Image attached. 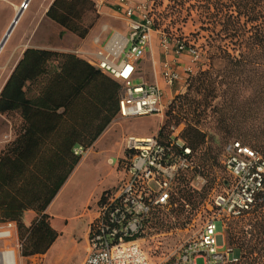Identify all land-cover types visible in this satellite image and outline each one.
<instances>
[{
  "label": "trees",
  "instance_id": "1",
  "mask_svg": "<svg viewBox=\"0 0 264 264\" xmlns=\"http://www.w3.org/2000/svg\"><path fill=\"white\" fill-rule=\"evenodd\" d=\"M165 11L169 27L188 21L196 26L190 35L204 39L208 68L189 76L185 95L175 96L165 110L168 119L158 136L166 138L172 121L184 119L181 136L198 149L206 142L198 124L209 108L225 136L240 127L243 137L264 144V126L245 128L264 107V0H168ZM45 16L79 38L97 18L91 0H52ZM162 25L154 22L155 28ZM27 83H37L35 94H28ZM232 85L250 87L251 98L238 103ZM119 87L74 54L26 48L1 88L0 114L18 113L21 121L0 151V222H16L22 256L40 254L57 237L50 218L41 214L81 158L73 147L89 148L117 115ZM19 211L35 216L25 222ZM225 233L238 254L235 264H254V255L264 263V186L247 211L231 218Z\"/></svg>",
  "mask_w": 264,
  "mask_h": 264
},
{
  "label": "built area",
  "instance_id": "2",
  "mask_svg": "<svg viewBox=\"0 0 264 264\" xmlns=\"http://www.w3.org/2000/svg\"><path fill=\"white\" fill-rule=\"evenodd\" d=\"M100 0L98 4L103 3ZM128 19V34L118 39L114 34L104 49L96 53L94 66L120 84L118 115L134 117L163 115L170 104L163 100L164 92L157 84L134 83L138 62L151 45V32L160 35L164 54L161 79L167 87L182 84L193 74V64L199 52L185 37L170 39L154 27L152 0H143L136 7L131 0H116ZM137 12V13H136ZM188 54L190 63L183 74L176 63ZM171 56L172 59H168ZM124 154L115 160L119 173L117 184L106 190L95 206V216L88 225V252L80 264H235L233 246L219 235V222L235 218L247 211L264 186V152L239 140H228L222 149L221 163L228 174L221 192L213 196L210 215L198 233L183 241L175 253L151 256L142 242L156 234L155 220L174 216L185 208L184 191H200L206 183L195 162L194 151L182 138L180 129L171 126L165 139L158 134L126 135ZM81 146L74 153L82 156ZM0 264H18L22 240L14 221L0 226Z\"/></svg>",
  "mask_w": 264,
  "mask_h": 264
},
{
  "label": "crops",
  "instance_id": "3",
  "mask_svg": "<svg viewBox=\"0 0 264 264\" xmlns=\"http://www.w3.org/2000/svg\"><path fill=\"white\" fill-rule=\"evenodd\" d=\"M91 1L94 3L97 18L94 25L90 28L84 38H79L71 32L63 31L58 24L49 20L45 16V12L52 0H41L35 8L33 7L32 22L35 24V27L31 32H29V37L26 39L25 44L19 48L16 61L12 65V68L7 74L1 88L18 60L22 57L23 51L26 48L71 53L94 66L93 63L96 60V53L99 50L104 49L114 34L118 35L119 40L120 37L125 38L129 30L128 19L124 16L116 0L103 1L101 4H98L100 0ZM137 1L139 0H131L133 7L138 5ZM23 13L24 11L22 14ZM42 24L46 27H51L54 32L48 33L44 29V26L40 27ZM50 38L56 39L55 43H50L48 41ZM147 51H150V56H146ZM147 51L136 66L134 80L139 79L140 82L138 84L155 83L159 85L164 92L163 100L166 102L171 99L174 94L179 92L182 84L177 83L172 87H167L162 81L160 75L161 62L165 58L162 49L160 50L159 55L154 53L151 42L150 48ZM167 58L172 59L171 56H167ZM189 63V55L182 54L176 63V67L181 74H183V67ZM54 64H56L55 61L51 63V66ZM36 84L37 83L30 85V83H27L26 86L28 88L29 95H33L37 92L35 89ZM0 116L4 119V132L6 133V138L0 145L1 151L3 146L14 138L15 134L13 126L18 125L21 118L18 113H14L12 115L0 114ZM157 116L159 121L156 127H150V129L141 132L129 130L127 133L124 129L122 121L128 120L127 118L129 117H120L117 113L113 121L98 136L93 144L86 149L85 154L81 156L79 162L75 165L66 181L41 214V216L44 215L50 218L49 224L58 232V235L52 241L50 248L43 254H35L32 257L26 258L21 255L20 251L17 256L18 264H25L26 259L31 260L32 258H37L40 261V264H45V260L50 261V264H67L69 257L75 252L77 253V257L73 260V262H71V264H80L88 252V225L95 216L96 203L106 190L113 188L118 182L119 173L116 171L115 160L122 157L124 154L123 139L125 134L140 137L156 134L163 120V115ZM118 131H120L119 135L116 133ZM105 141L111 142L107 144ZM76 147L78 146L73 147L74 155H76L74 153ZM99 155H104V158ZM97 156L103 160V162L99 163L102 166L104 165V167H107V172L101 179L102 184L104 185L101 184V187L98 190L92 191V193L90 192V195H88L87 199L82 204L81 209L77 210L75 208V201L72 200V198L75 196L74 194L80 185H78L76 189V182H74V178L80 168L89 160L88 164H96L95 157ZM112 157H114V159ZM87 168H89V166ZM110 177L112 178L110 179ZM17 216L20 219L21 216H23V221L29 222L35 214L32 211H19ZM2 223L3 222H0V226Z\"/></svg>",
  "mask_w": 264,
  "mask_h": 264
},
{
  "label": "rangeland",
  "instance_id": "4",
  "mask_svg": "<svg viewBox=\"0 0 264 264\" xmlns=\"http://www.w3.org/2000/svg\"><path fill=\"white\" fill-rule=\"evenodd\" d=\"M24 0H0V40L3 37L4 32L8 28L12 18L15 14V8L19 7V4ZM45 1V0H42ZM41 0H29L28 7L24 9V13L21 14V17L18 23L15 25L13 31L10 36L7 38L5 44L0 50V74L3 72L4 77L7 76L12 65L16 61L17 52L20 47L25 44L26 39L29 37V32L34 29V23L32 22L33 15V7L35 8ZM143 0L137 1V4H140ZM168 0H152V17L154 22L163 24L160 29L164 33V35L168 36L170 39L176 37H185L190 42L194 43L199 52L198 61L193 64V74H195L199 69H207V55L204 53V50L201 48V44L204 42V39L196 38L190 35V32H194L196 26L192 24L191 21H188L186 24L176 23L174 27H169V22L171 18L166 15V5ZM44 26L43 24L40 25ZM172 26V25H170ZM176 28H181L180 31H177ZM44 29L48 33L54 32L51 27L44 26ZM54 36V35H50ZM50 43H55L56 39H48ZM58 41V40H57ZM151 42L154 53L159 55L161 50L160 46V35L153 30L151 32ZM146 56H150V51L146 53ZM11 58V61H10ZM8 60V61H7ZM10 61V64H9ZM7 62V63H6ZM9 64V65H8ZM8 65L7 70L5 71V67ZM192 74V75H193ZM190 76V75H189ZM189 76L185 79V88L180 89L178 93L174 94L171 98L177 95L184 96L187 92V81ZM5 80V79H4ZM3 80L0 81V88L3 84ZM140 80H134V83H139ZM1 90V89H0ZM239 92V97L237 102L241 103L242 101L251 98L252 89L250 87H241V86H231V93ZM221 94V89L218 91ZM219 99L216 100V102ZM179 103V102H177ZM168 109V106L166 110ZM257 113L255 115L256 119L247 120V124L245 125L247 129H260L263 128L264 124H261L264 117V107L256 110ZM207 117L202 116L199 127L206 132V142L201 145L198 149L194 151L195 162L198 166V171L201 172L202 176L205 178L206 183L200 189V191H192L190 189H186L184 191V199L186 207H179L178 212H175L174 216H163L160 219L155 220L156 224V234L146 238L142 244L144 250H146L151 256H157L162 253L169 254L175 253L179 245L195 236L201 225L202 221H204L211 213L213 196L222 191L224 187V182L228 179V174L226 173L222 163V149L223 145L231 139H236L241 141L242 143L248 146H257L259 148L264 149V144L257 143V139L252 138L250 140L246 139L242 135V129L236 127L232 134L229 136H225L222 134L216 127V123L214 122V112L209 111V108L206 111ZM183 116V115H179ZM254 116V113H253ZM188 118L190 116L188 115ZM128 120L122 121L125 131H145L157 126L159 118L156 114L151 115H143V116H134L127 118ZM168 117L164 114L162 123L166 121ZM184 119L180 123H174L172 121L171 125L174 127H178L180 132H182L185 124ZM122 131V130H121ZM117 135L120 134V131L116 132ZM158 134V133H156ZM166 134V132H165ZM128 134H125V136ZM6 138V133L4 132V119L0 116V145L2 141ZM162 139H165L162 138ZM107 144L111 141H105ZM258 150V148H256ZM261 151V149H260ZM264 152V151H262ZM104 158V155H99ZM100 157H95L96 164H88L89 161L84 164L80 170L78 171L76 177L74 178V182H76V189L78 185L80 187L76 190L75 196L72 200L75 201V208L77 210L81 209L82 204L87 199L90 192L98 190L101 187L102 181L101 179L105 176L107 172V167L102 166L99 162H103ZM114 159V157H112ZM95 165V167H94ZM89 166V168H87ZM112 177H110L111 179ZM104 185V184H102ZM231 219L225 220L222 218L221 222H219V235L223 239V241L228 244V237L225 233V230L228 228ZM19 237V235H18ZM20 239V237H19ZM230 245V244H229ZM1 246V243H0ZM49 247L40 254L45 253ZM232 246V245H230ZM237 251H234L232 256L236 257ZM32 257V256H29ZM77 257V253L71 254L69 257L67 264H71L73 260ZM255 259L254 264H264L262 258L259 255L252 256ZM26 258V257H25ZM50 261L45 260V264H50ZM53 263V262H52ZM25 264H40V261L37 258H32L31 260L26 259ZM197 264H202L201 260H197Z\"/></svg>",
  "mask_w": 264,
  "mask_h": 264
},
{
  "label": "water",
  "instance_id": "5",
  "mask_svg": "<svg viewBox=\"0 0 264 264\" xmlns=\"http://www.w3.org/2000/svg\"><path fill=\"white\" fill-rule=\"evenodd\" d=\"M28 1H29V0H24V1L21 3V5H20V7H19V10L16 12V14H15L14 17L12 18V20H11V22H10L8 28H7L6 31L4 32L3 37H2L1 40H0V50H1V48L3 47V45L5 44L7 38L9 37V35L11 34L13 28L15 27L17 21L19 20L21 14H22V12H23V9L27 6Z\"/></svg>",
  "mask_w": 264,
  "mask_h": 264
},
{
  "label": "bare ground",
  "instance_id": "6",
  "mask_svg": "<svg viewBox=\"0 0 264 264\" xmlns=\"http://www.w3.org/2000/svg\"><path fill=\"white\" fill-rule=\"evenodd\" d=\"M21 3H22V2H21ZM21 3L19 4V7H20ZM27 6H28V5H27ZM27 6H26V8H27ZM19 7H16V8H15V14H16V12L19 10ZM26 8H25V9H26ZM15 14H14V15H15ZM9 36H10V35H9ZM7 61H8V60H7ZM10 61H11V58H10ZM10 61H9V64H10ZM6 63H7V62H6ZM9 64H8V65H9ZM8 65L5 67V71L7 70ZM5 78H6V76L4 77V73L2 72V73L0 74V81H1V80L4 81Z\"/></svg>",
  "mask_w": 264,
  "mask_h": 264
}]
</instances>
